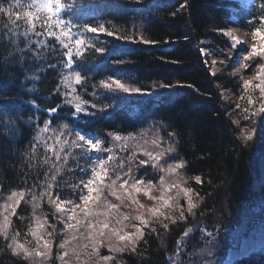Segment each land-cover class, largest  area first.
Segmentation results:
<instances>
[{"label":"trees","instance_id":"16d2710c","mask_svg":"<svg viewBox=\"0 0 264 264\" xmlns=\"http://www.w3.org/2000/svg\"><path fill=\"white\" fill-rule=\"evenodd\" d=\"M14 2L15 0H0L4 7ZM27 2L28 0H21L25 6ZM64 2L73 5L70 12L62 14L65 20L70 19L75 25L72 27L73 41L77 34L82 33L86 41L105 49L96 52L95 48L85 46L83 60L74 57L77 63L71 68L64 66L68 58L63 53L67 49L62 48L53 37H48L39 25L36 32L41 35L29 33L26 38L22 35L26 28L23 20L13 25L7 14L0 15V37H4L0 41V206L12 191L31 189L38 194L42 190L39 187L33 188V185H39L46 179L44 171L47 166H39L44 149L37 143L35 159H29L25 154L36 143L33 137L38 132L37 125L42 127L45 120H50V127L57 131L67 123L90 136H104L105 143L109 145L111 137H107L108 132H118L122 136L132 133L137 141L131 143H138L153 151L155 149L150 141L158 131L159 135L165 137L163 147L169 143L167 132L177 133L175 141L178 156L186 161L185 168L180 172L187 183L184 180L180 183L183 187L192 189L190 195L197 201L194 214H189L185 209L186 219L180 220L179 215L175 217L168 209L167 212L176 222L163 221L168 223L167 229L160 222L152 223L145 229V235L135 253L116 254L119 264H169V256L175 252L179 238L190 226L196 229L200 226L209 229L219 226L223 228L227 223L233 224L234 215L238 211L250 213L259 209V218H264V122L259 117L244 120L241 111L245 107H258L260 93L258 90L251 92L253 100L257 101L251 106L246 100L239 99L243 94L240 72L230 74L234 72L233 64L241 49L238 46L232 51L231 60H227L231 41L223 31L234 25L251 32L259 24L260 4L264 0H255L250 8L244 7L241 0ZM232 17L236 19L232 20ZM249 21L252 23L249 24ZM84 24L93 27L104 25L114 35L86 32L82 27ZM9 28L17 33L12 36L18 42L17 45L11 44L4 35L9 32ZM123 36L131 39L117 38ZM143 40L151 43H144ZM39 41H45V44H39ZM53 44L56 51L46 47ZM17 46L25 51H17ZM28 48L32 51H28ZM201 48L212 54L205 57L200 52ZM219 50H223V54H217ZM8 51L15 55L5 61ZM35 53H40V56L37 57ZM21 57H24L23 60ZM210 57H216L220 61L227 60L226 66L221 65L222 71H218L215 77L210 71ZM261 62L264 61L255 58L250 62L253 67L243 73L253 75L255 64ZM73 70L81 71L87 77L86 83L73 84L75 93L60 83ZM110 77L140 87L142 92L109 91L100 85V81ZM57 85L59 93L55 91ZM222 90H230L235 94L240 108L226 103L221 98ZM64 93L69 95L65 96ZM72 95H79L88 101L83 105L87 113L72 115L75 112L74 106L64 103ZM93 104L96 108L92 107ZM53 107L57 108L56 112L49 111ZM102 108L104 110L100 111ZM88 113L96 115L90 116ZM233 119H239L240 125L233 124ZM249 127H255L257 131L253 139L245 144L240 139L241 129ZM142 131L147 132L143 138L140 137ZM51 135V132L45 134ZM144 140L149 143L144 144ZM115 151L120 156L130 154L120 152L118 148ZM137 156L147 159L139 152ZM83 163L81 160V164ZM29 164L35 166L29 167ZM71 164L70 159L69 165ZM145 167L146 172L141 168L137 175H142L146 183L152 180L157 185L160 176L165 173L150 165ZM80 175L82 174L78 170L75 175L70 172L62 174L67 183L59 189L54 188L53 197L60 191L61 199L74 198L69 195L71 188L68 185L78 183ZM197 176L201 178L199 183L195 180ZM165 179L172 183L174 178L165 176ZM57 181L60 182L61 177L58 176ZM112 198L114 197H109ZM31 201V194L25 195L21 200L16 208V215L10 216L12 224L9 230L10 236L19 232L18 241L30 249L36 247L37 243L29 232L30 227H35ZM54 212L55 209L45 200L36 209L35 215L40 216L42 221L47 216V231H54L52 225H55L56 234L48 236L49 238H45V235L44 238L58 244L65 238V232L61 231L63 224L59 222L60 214L53 216ZM152 228L156 231L152 232ZM7 243L0 236V264H27L22 258L11 254L5 247ZM77 243L73 241V245ZM68 259L70 264H76L71 254ZM55 264H60V261H55ZM230 264H264V252L243 255Z\"/></svg>","mask_w":264,"mask_h":264},{"label":"snow or ice","instance_id":"6c2138e0","mask_svg":"<svg viewBox=\"0 0 264 264\" xmlns=\"http://www.w3.org/2000/svg\"><path fill=\"white\" fill-rule=\"evenodd\" d=\"M72 7L73 5L65 3L64 0H28L26 6L21 3V0H15L14 3H9L7 7L0 4V15L7 14L9 21L13 25L17 21L23 20L26 28L22 35L26 38L29 36V33L41 35L40 32H36L37 25H39L44 29L48 37H53L62 48L67 49L63 53L68 58L64 66L71 68L74 63H77L74 57L83 60L85 46L95 48L96 52L105 51L103 48L95 47L90 41H86L82 33L77 34V38L73 41L72 27L75 25L72 20H65L62 15L63 13L70 12ZM181 7H184V5H181ZM17 8L23 10L14 11ZM260 9L259 24L251 31L252 42L247 41V34L244 37L238 35L237 30L224 32V35L231 40L227 60H231L232 51L236 50L238 46L246 53L243 62L240 63V67L235 69L230 75H236L241 69L247 70L253 67L250 62L255 58L264 61V2L260 4ZM251 23L249 21V24ZM82 27L86 32H103L109 36L114 35L104 25L93 27L84 24ZM4 35L11 44H18L16 40L12 39V36L17 35V33L11 28ZM117 38L131 39L128 36ZM3 39L4 37H0V41ZM143 42L151 43L149 40H143ZM38 43L45 44V41H39ZM46 47H51L52 51H56L54 44L46 45ZM16 50L20 52L25 51L18 46ZM28 51H32V49L28 48ZM200 52L207 55L212 54L206 53L203 48L200 49ZM217 54H223V50H219ZM14 55V52L8 51L7 56L4 57L5 61L8 60V57H14ZM35 55L39 57L40 53H35ZM23 58L21 57V60ZM227 60H221L219 64L226 66ZM117 63H122V61H117ZM204 63L207 64V61H204ZM216 65L217 61L212 60L213 77L217 76L218 71H222V69H217ZM49 67L54 68L55 65H49ZM240 79L243 81V94L239 97L240 100H246L247 104L251 106L257 103V101L253 100L251 92L258 90L260 93V97L258 98L259 106L255 109L251 107L243 108L241 110L243 113L242 118L249 120L251 117H259L260 121L264 122V62L255 64L253 75L249 79H244L243 76ZM254 81L257 83H254ZM86 82L87 77L77 70H73L60 81L65 88H70L72 93L76 92L73 84H83ZM100 85L112 92H142L140 87L131 86L120 79H111V77L108 80L100 81ZM161 87H170V85H161ZM188 87L192 86L188 85ZM217 87L219 88L220 85H217ZM55 91L59 93V85H57ZM64 95L67 96L69 93H64ZM221 98H225L224 93H221ZM64 103L74 106L75 112L72 113L73 116L81 112L87 113V109L83 105L87 104L88 101L83 100L79 95H72L71 99H66ZM92 107L96 108V105L93 104ZM235 108H240V104H236ZM56 110V107L49 109L51 112H56ZM103 110V108L100 109V111ZM233 110L235 111V109ZM225 112L231 116V113H228L227 110ZM88 115L95 116L96 113H88ZM10 123H14V121H10ZM232 123L239 126L240 120L233 119ZM51 124L52 121L45 120L42 127L37 125L38 132L33 137V141L36 143H33L30 152L25 154L29 159H35L37 143L44 149V156L40 159L39 166H47V169L44 171L46 179L39 185H33V188L39 187L42 190L38 194L32 192L31 189L27 191H12L7 196L5 203L0 206V209H2L0 210V216H2V220H0V236L8 241L5 247L11 251L13 256L22 258L27 264H55L57 260L61 264H70V260L68 259L70 254L76 264H119L116 254L124 252L135 253L139 242L145 235V229L150 227V222H160L165 229L168 228V223H164L163 221L176 222V219L167 212L168 209L179 210V219H186L185 209L180 205L178 199L181 193L187 199L186 211L189 214H194L193 209L197 205L193 203L192 196L190 195L192 189L183 187L180 183L181 180H184L180 170L185 168L186 161L178 156L177 142L175 141L177 133L175 131L167 132L169 143L166 147L162 146L165 137L159 135L158 131L150 141L155 149L153 151L144 148L138 143H131L137 141V137L132 133L122 136L118 132H108L107 137H111L109 145L105 143V137L99 134L90 136L87 133L76 130L67 123L60 126V130L57 131L56 128L50 127ZM12 130L9 129V131ZM256 131L255 127L241 129L240 139L246 144L249 140L253 139ZM49 132L52 135L45 136ZM146 135V131L140 133L141 138ZM148 143V140H144V144ZM117 148L120 152H130V154L120 156L115 151ZM138 152L147 157V159L139 158L137 156ZM70 159L72 161L71 165H69ZM81 160L84 161L83 164H81ZM149 165L157 171L165 173V175L160 176L158 185L153 184L152 180H148L146 183L142 175H137L141 168H144L146 172L145 166ZM34 166L29 164V167ZM77 170L82 174L78 177L79 182L68 185L71 188L69 195L74 198L61 199L60 191H57L55 197H53L52 190L54 188L59 189L64 183H67V181L63 180L62 174L70 172L75 175ZM58 176L61 177L60 182L57 181ZM165 176L174 178L173 182L169 183L165 179ZM195 180L198 183L201 182L199 176L195 177ZM184 183H187V181L184 180ZM153 188H158L160 191L161 194L158 198L149 194ZM172 189L177 190L175 197L167 195ZM141 191L146 196H149L150 200L156 202L155 206L147 208V215L144 212H140L135 217H132L122 211L121 203H116L109 199V197H114L115 201H121V197L126 196L132 203L139 204L134 199L132 193ZM27 194L32 195L31 203L33 219L35 221V227H30L29 232L37 242L36 247L31 249L18 241L19 232L11 236L9 235L12 224L10 216L16 215V208ZM45 200L55 209L53 216L56 213L60 214L59 222L63 224L61 231L65 232V238L58 244L54 240L44 238L45 235L53 236L56 234L55 225H52L54 231H47L45 228L48 224L47 216L42 221L40 216L35 215L36 209L40 208L42 202ZM172 201L174 203H170ZM144 207V205H139V208ZM21 219L23 218L21 217ZM126 221L128 223H125ZM132 221H138V223H133ZM129 226L135 228V232L129 233L125 231ZM81 228L84 231L81 232ZM41 229H44V231L41 232ZM151 231L155 232L156 229L152 228ZM185 235H187V232ZM73 241H77L78 243L73 245ZM101 247H106L110 254H101ZM54 248L56 249L55 252L53 251Z\"/></svg>","mask_w":264,"mask_h":264},{"label":"rangeland","instance_id":"374dc122","mask_svg":"<svg viewBox=\"0 0 264 264\" xmlns=\"http://www.w3.org/2000/svg\"><path fill=\"white\" fill-rule=\"evenodd\" d=\"M246 4H248L246 2ZM237 30L235 28H227L223 31ZM248 34L251 41V32L243 30ZM230 40V39H229ZM231 41V40H230ZM206 53H209L205 50ZM204 54V53H203ZM246 53L242 50L238 54L236 62L233 64V70L240 67V63L243 62L244 55ZM204 56H208L204 54ZM212 60L217 61L216 68L220 69L219 59L216 57H210ZM239 61V63H237ZM212 73V67L210 66ZM244 69H241L240 76L244 79H249L252 75L244 74ZM254 83H257L254 81ZM224 93V101L229 105H236L238 103V97L233 94L230 90H222ZM156 185V184H155ZM158 185V184H157ZM176 189H172L167 195H176ZM153 197H159L160 191L158 188H153L149 193ZM135 200L139 204L132 203L126 196L121 197V201L113 202L121 203L122 211L135 217L140 212H144L147 215V208L155 206V201L150 200L149 196H146L143 191L132 193ZM192 196V195H191ZM180 205L187 209V199L181 193L178 197ZM193 203H197L196 198L192 196ZM174 203V201L170 202ZM139 205H144V208H139ZM78 210V209H77ZM175 217H178L179 210L170 209ZM262 212V210H261ZM238 211L234 216L233 224L227 223L223 228L216 227L215 229H209L204 227L194 228L190 226L182 234L178 240V247L175 252L172 253L168 258L169 264H230L235 260L239 259L243 255H247L253 252H264V218H259L260 211H251L240 213ZM256 213V214H255ZM263 214V213H262ZM138 223V221H132ZM125 223H128L127 221ZM154 222H150V225ZM190 230V231H189ZM84 229L81 230V232ZM107 231V230H105ZM125 231L132 233L135 232V228L129 226ZM187 232V235L185 233ZM45 237V236H44ZM46 236L45 238H47ZM49 238V237H48ZM36 241V240H35ZM105 249V250H104ZM90 250V249H89ZM104 250V251H102ZM110 254L106 247H101V254ZM211 253V255H209ZM61 264V262H60Z\"/></svg>","mask_w":264,"mask_h":264},{"label":"bare ground","instance_id":"6f19581e","mask_svg":"<svg viewBox=\"0 0 264 264\" xmlns=\"http://www.w3.org/2000/svg\"><path fill=\"white\" fill-rule=\"evenodd\" d=\"M237 34L240 35V36H242V37H244L245 34H247V33L242 32V31H240V30H237ZM246 39H247V41L250 42V38H249L248 34H247V36H246Z\"/></svg>","mask_w":264,"mask_h":264},{"label":"water","instance_id":"95a60500","mask_svg":"<svg viewBox=\"0 0 264 264\" xmlns=\"http://www.w3.org/2000/svg\"><path fill=\"white\" fill-rule=\"evenodd\" d=\"M234 28L237 29V30H240V31L244 32L241 28H238V27H234Z\"/></svg>","mask_w":264,"mask_h":264}]
</instances>
